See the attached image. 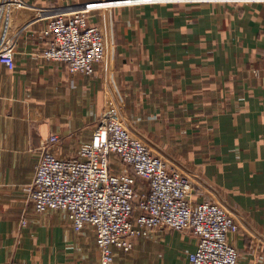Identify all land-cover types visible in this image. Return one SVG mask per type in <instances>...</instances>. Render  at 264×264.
<instances>
[{
	"label": "crops",
	"instance_id": "0c3cea01",
	"mask_svg": "<svg viewBox=\"0 0 264 264\" xmlns=\"http://www.w3.org/2000/svg\"><path fill=\"white\" fill-rule=\"evenodd\" d=\"M70 12L108 44L91 76L42 58L46 21ZM4 50L0 264H97L93 228L36 213L23 188L43 140L55 133L53 153L74 156L106 112L195 182V204H221L236 220L237 264H264V0H0ZM134 179L135 207L148 184ZM196 243L188 228L158 227L129 252L113 249L111 264H188Z\"/></svg>",
	"mask_w": 264,
	"mask_h": 264
},
{
	"label": "built area",
	"instance_id": "2783aa9c",
	"mask_svg": "<svg viewBox=\"0 0 264 264\" xmlns=\"http://www.w3.org/2000/svg\"><path fill=\"white\" fill-rule=\"evenodd\" d=\"M43 35L48 44L42 58L66 64L69 75L91 76L108 55L101 30L82 12L48 19ZM0 61L12 66V52L2 51ZM57 143L55 133L41 142L33 180L23 190L36 213L62 212L76 233L93 228L97 264H111L113 249L129 252L135 238L158 227L191 230L197 243L188 264H237V250L228 240L239 231L236 220L221 204H195V182L154 156L148 142L118 118L103 114L74 156L57 157L52 148ZM114 160L122 170L113 169ZM134 176L148 184L135 207Z\"/></svg>",
	"mask_w": 264,
	"mask_h": 264
}]
</instances>
